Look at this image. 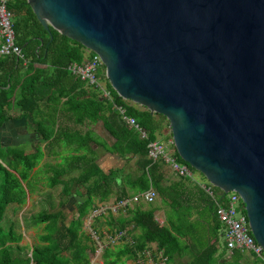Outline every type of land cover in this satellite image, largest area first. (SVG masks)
Segmentation results:
<instances>
[{"label":"trees","instance_id":"trees-1","mask_svg":"<svg viewBox=\"0 0 264 264\" xmlns=\"http://www.w3.org/2000/svg\"><path fill=\"white\" fill-rule=\"evenodd\" d=\"M5 7L11 13L14 44L27 62L23 65L11 56L0 58V127L21 120L37 140L31 151L25 145H3L0 140V264H88L94 247L90 236L82 231L83 218L113 196L118 201L150 187L157 192L160 203L170 208L174 221L167 226L158 223V204L144 208L138 203L117 220L109 216L108 225L127 230L131 227L138 234L131 246L105 248L102 264H125L126 259L134 258L152 243L168 262L181 253V238L187 236L194 249L188 264H216L228 254L215 213L217 204L224 201L219 190L214 188L216 198L212 200L200 188L189 185L188 177L181 176L177 183L165 185L169 163L149 157L148 144L158 140L166 119L121 99L108 82L112 102L99 99L92 88L68 70L71 63L81 64L85 59L82 45L51 28L50 40L26 0H7ZM117 108L135 120L146 132V139L127 127ZM96 123H101L112 139L109 146L90 129ZM164 140H171V133ZM169 147V157L193 173L172 143ZM99 149L125 161L133 160L134 168L103 171L97 163ZM45 155L59 159L42 165L44 172L51 173L46 185L55 191L56 207L35 217V225H43L35 243L20 245L23 236L16 234L7 207H21L35 192L34 177L40 170L32 171ZM71 196L77 197L79 204L76 218L69 225L63 207ZM243 256L233 251L230 264H241ZM252 263L264 264L260 259Z\"/></svg>","mask_w":264,"mask_h":264},{"label":"water","instance_id":"water-1","mask_svg":"<svg viewBox=\"0 0 264 264\" xmlns=\"http://www.w3.org/2000/svg\"><path fill=\"white\" fill-rule=\"evenodd\" d=\"M97 54L118 97L163 116L179 158L236 192L264 249V0H26Z\"/></svg>","mask_w":264,"mask_h":264},{"label":"built area","instance_id":"built-area-1","mask_svg":"<svg viewBox=\"0 0 264 264\" xmlns=\"http://www.w3.org/2000/svg\"><path fill=\"white\" fill-rule=\"evenodd\" d=\"M6 2L7 0H0V58L4 56L15 57L22 61L23 65H26L27 61L24 59L21 50L14 44L11 13L5 7ZM85 52L83 62L81 64L71 63L68 70L76 79L92 88L99 99L112 102L110 90L107 88L108 81L105 76V68L100 57L89 50ZM117 109L127 127L137 132L140 139H146V132L136 124L135 120L127 117L121 108ZM148 150L149 157L153 161L163 158L179 176L191 178L192 173L190 170L170 158L165 153V146L159 140L150 142ZM191 183L193 182L191 181ZM200 188L209 198L215 200L216 193L213 185L205 182ZM219 193L221 194L220 190ZM223 197L224 201L217 204L215 213L221 225L220 231L227 253L230 255L233 251H238L254 259H260L264 263V249L251 235L241 197L234 191L228 192ZM156 199L157 193L150 187L143 193L123 197L111 204H98L95 211L98 212V216H107L108 214L115 216L118 212H125L138 203L152 204ZM89 236L93 242L94 251L88 264H96L95 259L98 258L101 262L97 264H102L101 256L105 248H114L123 244L129 245V243L132 245L128 232L125 229H118L117 226L106 225L100 228L99 231L92 227ZM125 264H166V259L155 244H149L144 250L137 252L134 258L126 259Z\"/></svg>","mask_w":264,"mask_h":264},{"label":"rangeland","instance_id":"rangeland-1","mask_svg":"<svg viewBox=\"0 0 264 264\" xmlns=\"http://www.w3.org/2000/svg\"><path fill=\"white\" fill-rule=\"evenodd\" d=\"M18 123H21L22 121H18ZM98 132L103 136L101 139H103V142L109 146L112 143V139L110 136L106 133V131L103 129L101 123H97ZM5 127V126H4ZM0 127V139L2 140L3 145H25L26 149L28 151L33 150L32 146L33 143L37 140V137L35 135L28 136L27 134L21 135L24 133L23 129H18V133L21 136H11V129L7 127ZM4 128V129H3ZM3 129V130H1ZM31 133V132H30ZM170 134L169 124L166 120L164 130L162 131L161 135L158 136V140L165 146V153L169 156L171 154V149L169 147L171 140H164L166 136ZM27 142V143H26ZM26 143V144H25ZM99 149V153H100ZM53 157V156H52ZM46 161L53 162L54 160L51 158H47ZM43 161L35 167L32 171V173H37V175L33 174L32 178L34 177L33 187L35 189V192L33 194H30L27 197V202L22 205L21 207L17 206H8L7 207V214L9 217V220L14 222L15 226V232L16 234L21 233L23 236V239L20 243V245H26L31 246L36 241V236L41 233V228L43 225H35L36 220L35 217L37 215L42 214L43 212H51L56 207V197H55V191L50 190L46 185V178L51 175V173L44 172L42 169ZM97 163L99 166L106 172L111 170H120L123 172H126L130 169H133V160L125 161L122 158L117 157L116 155H112L109 152H103V154L98 157ZM166 174L168 176L169 180H177L178 174L171 168L169 165L166 167ZM189 181L193 182V185L200 188V186L206 182L204 177L199 174L198 172L194 171L192 173L191 178H189ZM201 189V188H200ZM49 195V196H48ZM29 198V199H28ZM79 204V199L77 197H70L68 201L66 202L63 209H65V213L67 216L66 223H69L72 219L76 218V210L77 206ZM158 204L162 205L160 203L159 197L151 204ZM160 212V211H159ZM156 214V219L159 222V224L163 223V214L162 212ZM111 214H108L107 216H98V212L93 211L90 212L88 215H86L83 218V224H82V231L85 232L87 235H89V231L92 227L98 228V230L106 225H108V216ZM243 259L241 264H253L252 261L254 260L251 256L242 254ZM246 258V259H244ZM96 264L101 262L98 259H95ZM231 257L229 254H226L223 258L219 259L216 264H230L231 263Z\"/></svg>","mask_w":264,"mask_h":264},{"label":"crops","instance_id":"crops-1","mask_svg":"<svg viewBox=\"0 0 264 264\" xmlns=\"http://www.w3.org/2000/svg\"><path fill=\"white\" fill-rule=\"evenodd\" d=\"M21 123H18V121H15V122H11V123H8V124H6L5 125V127H7V128H10L11 129V136H12V134H14L13 136H23V135H25V134H27L28 136H33L34 134H33V132L30 130V129H28L27 127H26V125H25V123L23 122L22 123V125H20ZM4 127V126H3ZM4 127V128H5ZM76 127V126H75ZM74 126H73V128H75ZM98 126H97V123L96 124H94V125H91L90 126V129L93 131V133L95 134V136L97 137V138H99V139H101V137H103L99 132H98V128H97ZM3 128V129H4ZM23 129L24 131V133H22L21 135H19V133H18V129ZM3 129H1V130H3ZM31 132V133H30ZM12 136V137H13ZM14 138V137H13ZM1 140V139H0ZM101 141L103 142V139H101ZM1 142H2V140H1ZM27 143V142H26ZM25 143V144H26ZM104 143V142H103ZM3 144V143H2ZM105 145H107L106 143H104ZM91 146H92V148L94 149V150H97L98 148H97V146L96 145H94V144H91ZM97 154H98V157L100 158V156L103 154V152H102V150H100V153H99V150L97 151ZM47 158H51V159H53L54 161L53 162H50V161H46V159ZM43 159H44V162H50V163H57V162H59V159H57V158H55V157H52L51 155H45L44 157H43ZM43 159H42V161H43ZM43 162V163H44ZM99 165V164H98ZM100 167V166H99ZM101 168V167H100ZM102 169V168H101ZM103 170V169H102ZM104 171V170H103ZM106 172V171H105ZM180 178H181V176H178V179L177 180H169L168 179V176H167V174L165 175V180H164V184L165 185H172V184H174V183H177L178 181H180ZM188 184L189 185H193V183H191V181H189L188 180ZM202 190V189H201ZM157 193V192H156ZM72 197V196H71ZM157 197H158V195H157ZM70 198V197H69ZM113 202H115V197L113 196V197H111L107 202H105V203H103V204H111V203H113ZM99 204H101V203H99ZM141 205H143L144 206V208H147L148 207V205H151V204H145V203H141ZM159 207H160V209L156 212V214L160 211V212H162V214H163V225H169L171 222H173L174 221V218H171V211H170V208L167 206V205H164V204H162V205H159ZM159 212V213H160ZM126 214H127V212L125 211V212H118V214L117 215H110L114 220H117V219H119V218H122V217H125L126 216ZM156 214H155V219H156ZM195 214H194V216H193V218H195ZM102 217V216H101ZM109 217V216H108ZM108 219V218H107ZM157 220V219H156ZM159 223V222H158ZM127 232H128V234H129V237H130V240H131V242H132V240L135 238V236L138 234V231H136V230H132L131 229V227H129L128 228V230L127 229H125ZM132 230V231H131ZM181 241H182V243H183V249H182V251H181V253L180 254H178V255H175V257H174V259L173 260H171V261H166V264H188L190 261H191V259H192V257H193V255H194V253H193V251H194V249H193V245H192V239L190 238V237H186V238H181ZM152 245H154V243H152ZM129 246H131V243H129Z\"/></svg>","mask_w":264,"mask_h":264}]
</instances>
